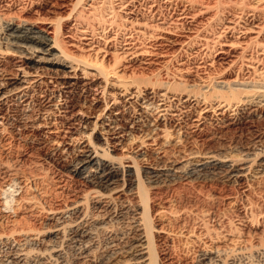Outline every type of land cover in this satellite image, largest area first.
Here are the masks:
<instances>
[{
    "label": "bare ground",
    "instance_id": "6f19581e",
    "mask_svg": "<svg viewBox=\"0 0 264 264\" xmlns=\"http://www.w3.org/2000/svg\"><path fill=\"white\" fill-rule=\"evenodd\" d=\"M0 264H264V0H0Z\"/></svg>",
    "mask_w": 264,
    "mask_h": 264
},
{
    "label": "rangeland",
    "instance_id": "374dc122",
    "mask_svg": "<svg viewBox=\"0 0 264 264\" xmlns=\"http://www.w3.org/2000/svg\"><path fill=\"white\" fill-rule=\"evenodd\" d=\"M6 54H9V55H6ZM1 56H3V57H5L8 61H12V62H14V61H17V59L14 57V55H13V53L11 52V51H6V53H5V55H1ZM7 66H9V64L7 65ZM10 189V188H9ZM9 189L7 190V192L3 195V197H4V199L5 198H7V202L9 203V202H13L12 200H13V194H14V192L13 191H10V192H8L9 191ZM11 190H13V189H11ZM13 193V194H12ZM12 197V198H11ZM9 200V201H8ZM11 200V201H10ZM11 203H9V204H11Z\"/></svg>",
    "mask_w": 264,
    "mask_h": 264
},
{
    "label": "clouds",
    "instance_id": "9594fccd",
    "mask_svg": "<svg viewBox=\"0 0 264 264\" xmlns=\"http://www.w3.org/2000/svg\"><path fill=\"white\" fill-rule=\"evenodd\" d=\"M9 191H11V189H9Z\"/></svg>",
    "mask_w": 264,
    "mask_h": 264
}]
</instances>
